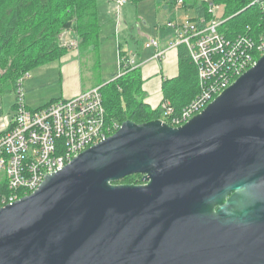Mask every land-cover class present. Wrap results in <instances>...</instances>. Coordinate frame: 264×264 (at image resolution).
Here are the masks:
<instances>
[{
	"label": "water",
	"instance_id": "95a60500",
	"mask_svg": "<svg viewBox=\"0 0 264 264\" xmlns=\"http://www.w3.org/2000/svg\"><path fill=\"white\" fill-rule=\"evenodd\" d=\"M0 264H264V54L182 126L125 121L1 207Z\"/></svg>",
	"mask_w": 264,
	"mask_h": 264
},
{
	"label": "built area",
	"instance_id": "2783aa9c",
	"mask_svg": "<svg viewBox=\"0 0 264 264\" xmlns=\"http://www.w3.org/2000/svg\"><path fill=\"white\" fill-rule=\"evenodd\" d=\"M128 0H112V10L120 17ZM181 5V2H178ZM264 20V0H253ZM224 21L206 22L192 18L185 23L168 22L175 38L161 44L158 38L144 43L153 49L152 59L159 60L170 49L183 45L196 69L199 93L180 112L170 118L173 109L161 102V112L172 125L182 126L219 96L226 88L255 65L254 55L264 54V32L250 36L248 32L227 38L218 32ZM249 31V29H247ZM77 47L74 40L64 41ZM124 67L138 68L135 54L123 60ZM26 73L17 81L14 103L5 122L0 124V208L33 193L46 176L61 170L84 150L111 136L120 126L105 125V110L100 86L82 91L71 98H60L36 109L25 106L22 84ZM24 195L19 197L18 193Z\"/></svg>",
	"mask_w": 264,
	"mask_h": 264
},
{
	"label": "trees",
	"instance_id": "16d2710c",
	"mask_svg": "<svg viewBox=\"0 0 264 264\" xmlns=\"http://www.w3.org/2000/svg\"><path fill=\"white\" fill-rule=\"evenodd\" d=\"M141 1L146 0H128L129 3ZM153 1L167 12L179 6L192 8L194 18H203L206 22L215 19L211 5H222L224 16L220 19L224 22L218 32L227 38L246 32L250 36L264 32L260 9L250 6L253 0ZM100 31L96 0H0V96L14 92L17 81L26 73L60 61L70 48L63 44L64 34L76 41L80 58L98 56ZM174 38V28L159 27L161 44ZM119 56L120 72H114L104 85H95L100 86L106 127L120 126L128 120L136 124L164 120L169 124V118H162L160 105L151 109L145 103L140 67H124L123 60L128 55L120 52ZM177 56V77L164 81L161 86L162 102H168L173 109L170 118L178 116L199 93L196 69L185 46L177 48ZM140 179V175H133L115 184H141ZM18 195L22 197L24 194L19 192Z\"/></svg>",
	"mask_w": 264,
	"mask_h": 264
},
{
	"label": "rangeland",
	"instance_id": "374dc122",
	"mask_svg": "<svg viewBox=\"0 0 264 264\" xmlns=\"http://www.w3.org/2000/svg\"><path fill=\"white\" fill-rule=\"evenodd\" d=\"M96 2L98 1L96 0ZM103 5L101 3L98 4L99 11L105 7ZM210 10L217 19L224 16L222 5H211ZM119 16V20L116 18V16L112 17L109 24L110 34L107 35V39L103 38V45L100 46L98 56H92V58H81L80 76L83 80V87L85 88L90 87L89 84H92L93 86L97 84L104 85L109 81L110 76L114 72H120V68H118V52L116 41L119 40L121 43L126 44L129 40V37L126 36V32L129 33V36H133L135 44L138 46L144 45L143 41L145 39L149 37L152 38V36H154V30L156 26H165L167 25L168 21L178 24L185 23L195 17V11L189 7L184 8L179 6L172 12H167L162 9V7L156 6L153 0H146L137 3L128 2V4L125 5L123 9H121ZM118 25L120 27L119 33L126 34L121 38L118 37L119 33H117V35H113L115 34L114 27H118ZM66 38L67 35L64 34L63 39ZM69 54H75L79 56L76 47L68 48V51L65 55ZM260 57L261 56L258 54L254 55L256 62ZM58 64L59 61H55L53 63L41 66L30 72V74H28L29 77L24 78L22 84L24 95L23 101L27 108L36 109L63 97V95L60 96L61 75L58 74ZM14 98V92L5 93L0 96V120L2 118L5 119V117H7L9 114L10 116L12 115L11 109L14 103ZM162 118H164V115H162ZM162 121L167 123L164 120ZM2 123L3 122H0V124ZM168 125L170 127L176 128V126L172 125L171 122ZM135 180H137V178H135Z\"/></svg>",
	"mask_w": 264,
	"mask_h": 264
},
{
	"label": "crops",
	"instance_id": "0c3cea01",
	"mask_svg": "<svg viewBox=\"0 0 264 264\" xmlns=\"http://www.w3.org/2000/svg\"><path fill=\"white\" fill-rule=\"evenodd\" d=\"M97 1H98L97 8L99 7L98 6L99 3H101L102 5L105 4L103 5L105 6L104 8H102L100 11L98 10L99 21L101 24L100 42L102 46L103 38L107 39V35L110 34L109 33L110 21L113 16H116V14L112 10L113 9L111 5L112 0H97ZM121 16H122V12H121ZM116 18L118 20L120 19V17L117 16ZM159 27L160 26H156L154 30V36H152V38L159 37ZM114 30H115L114 32L115 34L113 35H117V33L120 32L119 25L118 27L115 26ZM126 34H120V33L118 34L119 38H121L123 35L129 37V40L127 41L126 44L121 43L119 40L116 41L117 52H118L117 54L118 68H119L120 52L122 53L124 52L127 55L137 54V52L140 54L137 55L136 58L138 62L141 64L140 72L143 80L142 90L146 95L145 103L149 105L151 109H156L162 102V91H161L162 83L166 80L174 79L178 75L177 49H170L162 56L161 59L155 60L152 59L154 54L153 49H148V50L143 49V45L138 46L137 44H135V40H133L132 35L129 36V33L127 32ZM148 39H151V37L145 39L143 42L145 43ZM71 40L72 39H70L68 36L66 39H64V41H71ZM119 47H121L120 50ZM80 62H81V58L75 54L65 55L60 59L58 64V68H59L58 74L61 75L60 96L63 95V97L61 98H71L82 91L95 87L92 84H89L90 87L88 88L83 87V80L81 79L80 76L81 74ZM1 120L0 122L3 123L5 122L4 119L2 121Z\"/></svg>",
	"mask_w": 264,
	"mask_h": 264
}]
</instances>
